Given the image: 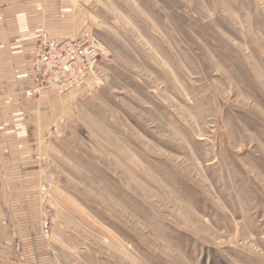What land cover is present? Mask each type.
<instances>
[{
    "label": "rangeland",
    "instance_id": "obj_1",
    "mask_svg": "<svg viewBox=\"0 0 264 264\" xmlns=\"http://www.w3.org/2000/svg\"><path fill=\"white\" fill-rule=\"evenodd\" d=\"M38 8L108 59L50 93L17 263L264 264V0Z\"/></svg>",
    "mask_w": 264,
    "mask_h": 264
},
{
    "label": "crops",
    "instance_id": "obj_2",
    "mask_svg": "<svg viewBox=\"0 0 264 264\" xmlns=\"http://www.w3.org/2000/svg\"><path fill=\"white\" fill-rule=\"evenodd\" d=\"M42 1L0 0V264L22 259L24 215L34 211L39 191L36 154L54 101L50 93L36 102L23 94L32 85L37 34L42 26L53 34L70 33L61 24H50L46 8L39 14ZM27 216L33 228L32 216Z\"/></svg>",
    "mask_w": 264,
    "mask_h": 264
},
{
    "label": "built area",
    "instance_id": "obj_3",
    "mask_svg": "<svg viewBox=\"0 0 264 264\" xmlns=\"http://www.w3.org/2000/svg\"><path fill=\"white\" fill-rule=\"evenodd\" d=\"M108 56L92 32L77 39L58 41L39 35L32 60V85L24 96L34 101L45 93L64 96L96 79V68Z\"/></svg>",
    "mask_w": 264,
    "mask_h": 264
}]
</instances>
